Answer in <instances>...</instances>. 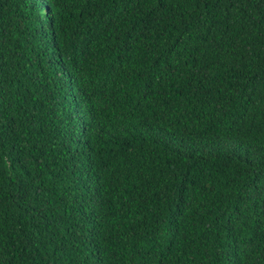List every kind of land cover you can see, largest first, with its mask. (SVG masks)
<instances>
[{
    "label": "trees",
    "instance_id": "16d2710c",
    "mask_svg": "<svg viewBox=\"0 0 264 264\" xmlns=\"http://www.w3.org/2000/svg\"><path fill=\"white\" fill-rule=\"evenodd\" d=\"M0 264H264V0H0Z\"/></svg>",
    "mask_w": 264,
    "mask_h": 264
}]
</instances>
